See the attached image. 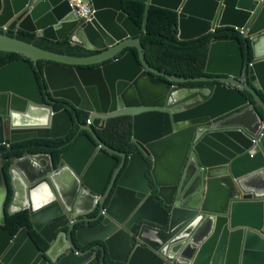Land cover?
Masks as SVG:
<instances>
[{"label": "water", "instance_id": "obj_1", "mask_svg": "<svg viewBox=\"0 0 264 264\" xmlns=\"http://www.w3.org/2000/svg\"><path fill=\"white\" fill-rule=\"evenodd\" d=\"M124 1L84 0L92 16L82 21L68 0H0V51L24 57L0 68V147L70 136L69 111L55 112L46 94L88 113L81 130L92 136L57 166L40 153L9 169L8 211L29 212L46 251L26 228L5 229L10 184L0 158V264H264V0H133L147 5L143 28ZM153 5L177 12L180 40L244 30L251 62L238 40L216 38L204 70L213 77L152 68L140 36ZM19 31L99 54L52 53L9 35ZM41 61L39 80L32 64ZM119 117L133 120L131 156L96 134Z\"/></svg>", "mask_w": 264, "mask_h": 264}, {"label": "trees", "instance_id": "obj_2", "mask_svg": "<svg viewBox=\"0 0 264 264\" xmlns=\"http://www.w3.org/2000/svg\"><path fill=\"white\" fill-rule=\"evenodd\" d=\"M146 10L147 5L142 2L133 0L124 1L125 13H127L140 28H143L145 25ZM177 22V12L154 5L150 7L147 29L143 35L140 36V42L148 64L159 72L185 79L213 77L206 74L204 70L210 44L212 40L216 38H231L238 40L243 52L245 65L248 66L251 62L252 56L249 39L234 28L221 27L217 28L215 32L208 33L199 38L180 40L178 38ZM0 33H4V30L0 29ZM9 35L30 44H34L43 50L60 55L86 58L99 54V52H92L79 45H74L68 39L51 40L45 37H38L36 33L26 31L9 33ZM130 50L132 49H126L120 56ZM135 52L137 53V50H135ZM21 59H24V57L18 53L0 51V68ZM46 64L47 62L44 61L39 62L38 66L32 64L34 70L37 72L39 80L42 78L41 71H43ZM246 75L247 71L244 69V76ZM241 92L250 98L246 91L242 90ZM45 102L48 106L52 105L55 112H61L63 110L69 111L74 123L73 131L70 136L66 139H36L16 143L11 147H0V158L7 160L4 170L10 184V195L6 205L7 222L5 229L12 234H17L22 228H26L42 251H46L50 245L34 229L29 212L21 211L11 215L8 211V207L13 198V188L9 169L13 166L16 159L29 154L40 153L52 155L57 166L61 155L75 146L82 137L89 136L92 139V136L87 131L81 130V127L88 126L90 118L88 113L72 110L66 101L62 99H53L50 94L45 95ZM96 134L106 146L120 154L131 156L137 152V148L132 141L133 120L130 117L111 119L107 122L106 129L104 131H96ZM117 159L121 160L119 157H117ZM109 201L110 198L107 199L105 206L109 204ZM98 214L99 211H97L93 217H96ZM100 221L101 219L93 222V225L100 223ZM97 245H99V242L91 243L85 250Z\"/></svg>", "mask_w": 264, "mask_h": 264}, {"label": "built area", "instance_id": "obj_3", "mask_svg": "<svg viewBox=\"0 0 264 264\" xmlns=\"http://www.w3.org/2000/svg\"><path fill=\"white\" fill-rule=\"evenodd\" d=\"M71 8L76 12L79 19L82 21H90L92 13L90 12L91 6L89 4H86L84 0H68ZM236 31H238L242 35H246V32L242 29L235 28ZM251 65V64H250ZM88 125H90V122H88ZM263 128H264V122H263ZM263 129L259 134V138L263 136Z\"/></svg>", "mask_w": 264, "mask_h": 264}, {"label": "crops", "instance_id": "obj_4", "mask_svg": "<svg viewBox=\"0 0 264 264\" xmlns=\"http://www.w3.org/2000/svg\"><path fill=\"white\" fill-rule=\"evenodd\" d=\"M16 107H18V109L21 110L23 108V104L18 103Z\"/></svg>", "mask_w": 264, "mask_h": 264}, {"label": "bare ground", "instance_id": "obj_5", "mask_svg": "<svg viewBox=\"0 0 264 264\" xmlns=\"http://www.w3.org/2000/svg\"><path fill=\"white\" fill-rule=\"evenodd\" d=\"M1 102H3L2 99H1Z\"/></svg>", "mask_w": 264, "mask_h": 264}]
</instances>
